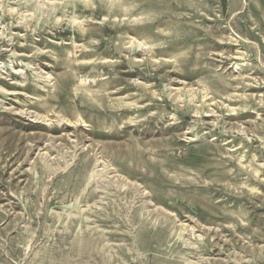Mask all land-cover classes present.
<instances>
[{"label":"rangeland","instance_id":"obj_1","mask_svg":"<svg viewBox=\"0 0 264 264\" xmlns=\"http://www.w3.org/2000/svg\"><path fill=\"white\" fill-rule=\"evenodd\" d=\"M0 264H264V0H0Z\"/></svg>","mask_w":264,"mask_h":264}]
</instances>
